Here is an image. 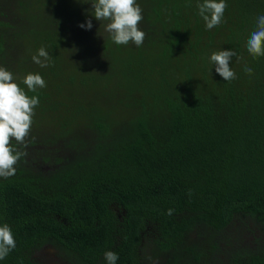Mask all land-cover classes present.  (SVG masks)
<instances>
[{"label": "trees", "instance_id": "16d2710c", "mask_svg": "<svg viewBox=\"0 0 264 264\" xmlns=\"http://www.w3.org/2000/svg\"><path fill=\"white\" fill-rule=\"evenodd\" d=\"M6 1L0 64L12 58L10 38L27 45L13 75L39 98L29 137H44L12 142L26 155L0 178V225L16 240L0 264H37L34 251L54 241L79 264H107L106 251L116 264H264V56L246 49L264 0H225L211 30L197 8L203 0H137L139 47L98 35L90 2ZM62 4L68 15L59 17L91 19V34L71 43L50 22ZM41 47L51 63L30 66ZM229 49L244 57L232 58L231 82L210 62ZM27 73L46 87L29 92ZM86 144L90 159L79 155ZM29 147L48 172L31 164Z\"/></svg>", "mask_w": 264, "mask_h": 264}, {"label": "clouds", "instance_id": "9594fccd", "mask_svg": "<svg viewBox=\"0 0 264 264\" xmlns=\"http://www.w3.org/2000/svg\"><path fill=\"white\" fill-rule=\"evenodd\" d=\"M83 2L91 3L92 15L102 22L98 35H102L104 39L107 36L116 45L132 44L139 47L144 43L145 32L139 27L143 15L137 0H83ZM226 7L225 0H203L197 4L199 15L204 20L207 30L221 23ZM80 27L91 29V19ZM246 49L253 58L264 56V15L257 17L256 28L246 42ZM233 57H237V63L244 59L230 49L214 51L210 56L216 73L228 82L237 78L230 67ZM32 61L43 68L51 63V57L45 48L41 47L32 56ZM244 72L251 75L253 69L245 65ZM22 83L27 86L29 92L46 87V82L39 73H27ZM38 105V96H29L16 82L13 73L0 66V178L13 176L16 172L15 165L26 155L25 152L18 150L12 141L27 146L26 138L29 136L35 108ZM173 211L168 209L167 214L172 215ZM15 247L16 240L11 227L7 223L0 225V260ZM104 259L107 264H116L118 256L113 251H106Z\"/></svg>", "mask_w": 264, "mask_h": 264}, {"label": "rangeland", "instance_id": "374dc122", "mask_svg": "<svg viewBox=\"0 0 264 264\" xmlns=\"http://www.w3.org/2000/svg\"><path fill=\"white\" fill-rule=\"evenodd\" d=\"M0 5L2 6L0 9H4L5 12H7L8 9L12 8V6H9V1H0ZM57 10V8H56ZM55 9H53L51 15H52V19L50 22H52L56 27H62L64 29V33L66 34L68 40L71 43H75L76 42V37L77 35H88L91 34V31L89 30H85L84 28H81L80 25L82 23H79L78 25L72 24L67 18H62L59 16H64L66 17L68 15V9H66L65 4L61 5V10L59 12H56ZM1 13V12H0ZM59 17V18H57ZM42 18H41V22H42ZM87 40H84L83 43H86ZM8 43H11L9 46H7V50L5 51L6 53H10V55L12 56V58L9 60V62L4 63V64H0V66L5 67L7 70L11 71L12 73H14L15 71H19L21 70V66L19 65V63L23 60V56L24 54L27 52L26 50V44L23 43L21 40H11V38L8 40ZM36 45V43H34ZM29 45V44H28ZM32 59L28 60L27 63L32 66ZM33 127V126H32ZM31 127V128H32ZM127 128V127H124ZM81 132L83 134L88 133V131L86 129H80ZM90 133H92V131H90ZM90 133L88 135H81L78 136L80 137H87L90 135ZM46 134V133H45ZM31 137V136H30ZM29 136L26 138V142L27 145L30 144L31 142H39L41 139H43V137L38 139H31ZM86 139V138H85ZM87 141L90 140V138L88 137V139H86ZM12 142H16L15 140H13ZM43 143V142H42ZM18 145H22V144H18ZM31 145V144H30ZM25 146V145H22ZM39 148H43L42 145H40ZM36 152L37 150L29 147L28 150V160L31 162V164L37 169L40 170L41 172H48V168L45 166H42L39 164V162L36 160ZM94 152L92 151V147L91 145H87L82 149V151L80 152V156L83 159H90L93 157ZM57 252V248L51 246V245H46L43 248L39 249V251L37 252V256H40L42 261H47L48 264H58L57 261L52 260V256L53 254Z\"/></svg>", "mask_w": 264, "mask_h": 264}, {"label": "flooded vegetation", "instance_id": "af4514ba", "mask_svg": "<svg viewBox=\"0 0 264 264\" xmlns=\"http://www.w3.org/2000/svg\"><path fill=\"white\" fill-rule=\"evenodd\" d=\"M113 208L117 209V206H113ZM46 245H51V246L57 248V252H55L53 254L51 259L54 261H57L58 264H79L78 263L79 259L77 258V255L73 249H70V248L66 247L65 245H63L59 242H56V241H54V243H46L41 248H43ZM41 248H39V249H41ZM39 249L34 251V253L32 255V260L34 262H36L37 264H48L47 261H42L40 256L36 255L37 252L39 251ZM73 254H75L76 256Z\"/></svg>", "mask_w": 264, "mask_h": 264}]
</instances>
